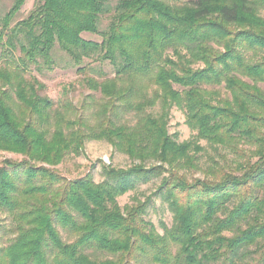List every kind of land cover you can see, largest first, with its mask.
I'll return each instance as SVG.
<instances>
[{
  "label": "trees",
  "instance_id": "1",
  "mask_svg": "<svg viewBox=\"0 0 264 264\" xmlns=\"http://www.w3.org/2000/svg\"><path fill=\"white\" fill-rule=\"evenodd\" d=\"M25 1L0 16V153L21 157L0 161V264H264V0H37L16 21ZM55 49L79 106L40 95ZM87 142L131 164L65 177ZM155 199L170 226L147 219Z\"/></svg>",
  "mask_w": 264,
  "mask_h": 264
},
{
  "label": "rangeland",
  "instance_id": "2",
  "mask_svg": "<svg viewBox=\"0 0 264 264\" xmlns=\"http://www.w3.org/2000/svg\"><path fill=\"white\" fill-rule=\"evenodd\" d=\"M37 0H26L24 6L22 7L20 13L17 16V20H22L27 17L29 12L33 9L34 4ZM115 2H113L114 4ZM12 0H0V16H2L11 6ZM107 23V17L102 18V26H105ZM86 39L99 40L97 37L90 35H83ZM19 52H16L18 56ZM54 67L51 71L42 68L41 73L33 72L34 77H38L39 82L44 85V90L40 95H45L55 101H60L66 96L70 101L73 102L75 106H79L85 95L89 91L81 86L79 82L80 77L76 75L75 69H72L68 65L67 57L58 51L54 50ZM93 72L90 73L91 76H97V79H100L99 74L102 72L104 76H112V67L107 63L99 65V63H92ZM259 87L264 92V85L260 84ZM68 90V92H64ZM169 134L177 133L179 142L186 141L190 138L192 132L184 124V115L182 112L173 108L171 110V117L168 127ZM204 145V144H203ZM20 159L18 155L10 153H0V161L3 159ZM111 165L115 168H126L131 162L129 159L120 153L114 151L110 145L105 142H87L84 145L83 153L78 157H67L62 164L57 166V170L67 178H75L83 176L86 173L91 174L95 182L102 180L101 175V166ZM208 165V162L205 158L201 159L202 169ZM188 178H202L203 174L201 172H192L189 173ZM158 181L154 180L153 182L139 186L136 191L127 193L126 195L119 198L118 202L121 207L125 205H130L133 202V198H143L153 192L158 185ZM153 209L149 211L147 219H150L151 222L158 227V221H163L167 226L171 224V216L167 212L165 206L160 203L159 200H154ZM0 217L4 215L0 214ZM160 231V230H159ZM241 264H247L241 263Z\"/></svg>",
  "mask_w": 264,
  "mask_h": 264
}]
</instances>
